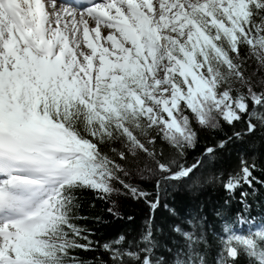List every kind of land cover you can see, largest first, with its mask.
Here are the masks:
<instances>
[{
	"label": "snow or ice",
	"instance_id": "snow-or-ice-1",
	"mask_svg": "<svg viewBox=\"0 0 264 264\" xmlns=\"http://www.w3.org/2000/svg\"><path fill=\"white\" fill-rule=\"evenodd\" d=\"M0 264H264V0H0Z\"/></svg>",
	"mask_w": 264,
	"mask_h": 264
},
{
	"label": "trees",
	"instance_id": "trees-1",
	"mask_svg": "<svg viewBox=\"0 0 264 264\" xmlns=\"http://www.w3.org/2000/svg\"><path fill=\"white\" fill-rule=\"evenodd\" d=\"M198 152H192L190 159L196 155H198ZM144 187H146L149 191H152L153 189V184L149 182H145ZM216 193L212 191V189L208 188L205 189L204 191L200 192L198 195H193L192 193L181 189L177 188L176 190L172 191L171 194L168 196V202L177 209V211L183 216L189 209L190 206L194 205L196 202L201 201V200H207L211 201L215 199ZM84 199H85V205L87 206L89 201H94L96 205V210L99 209H105L110 206V204L106 201H100L96 199L92 193H85L84 194ZM123 210L125 211H130L134 212L137 216L138 220H142L144 218V215L147 211L146 205L143 204H138L136 202H131V201H123ZM84 214H87L85 212ZM163 214L158 213V217ZM253 215H257L254 213ZM105 216L109 220H111V217L107 216V213L105 211ZM179 222V220H177ZM123 225L119 224L118 222H111L108 225L103 226L100 229V232L102 235H98L97 239H99L101 242H103L105 239L111 237L112 235L115 234L118 228H122ZM219 230V226H218Z\"/></svg>",
	"mask_w": 264,
	"mask_h": 264
}]
</instances>
